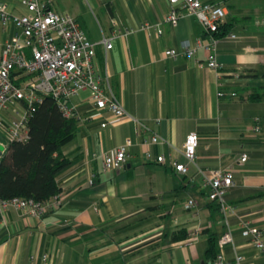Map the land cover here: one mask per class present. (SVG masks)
<instances>
[{"label": "crops", "instance_id": "1", "mask_svg": "<svg viewBox=\"0 0 264 264\" xmlns=\"http://www.w3.org/2000/svg\"><path fill=\"white\" fill-rule=\"evenodd\" d=\"M4 1L22 9L18 0ZM212 1L225 6L230 25L207 49L212 35L196 17L164 20L168 0L52 1L53 9L74 15L89 39L110 37V48L96 45L95 64L104 90L129 116L104 126L107 112L78 119L62 146L70 163L57 176L60 204L39 216L14 207L0 215V264H213L208 239L226 227L229 264H264V249L241 233V219L264 227V0ZM14 30L0 23V48ZM186 39L201 43L193 55L165 54ZM210 53L219 69L207 65ZM86 97L71 99L80 115L91 106L81 102ZM190 131L198 143L186 173L155 160L160 153L185 160L181 148ZM126 138L125 165L103 171V154ZM203 168L233 170L227 223L205 196Z\"/></svg>", "mask_w": 264, "mask_h": 264}, {"label": "built area", "instance_id": "2", "mask_svg": "<svg viewBox=\"0 0 264 264\" xmlns=\"http://www.w3.org/2000/svg\"><path fill=\"white\" fill-rule=\"evenodd\" d=\"M21 10L14 11L4 0H0V23L13 24L15 30L0 48V144L4 146L12 140H23L28 136V121L37 104L44 95L49 94L56 98L63 115L71 116L76 110L77 119H85L107 112L108 115L100 122L101 125L128 117L122 102L102 86V74L95 64L96 45L102 44L110 48L112 42L109 36L103 35L100 40L88 38L78 20L70 13H62L51 7L53 0H18ZM225 6L212 0H168V12L164 20L172 24L186 15H193L201 23L204 30L212 35L204 47L210 48L215 44L214 32L219 30L224 22ZM142 27H149L143 23ZM131 30H125L128 33ZM161 28H157V33ZM227 36L235 37L231 32ZM197 44L188 39L181 42V48L168 47L165 54L176 56L193 55ZM207 65L219 69L222 64L216 54L207 56ZM80 91H87V97L81 102L91 106L85 114H78L77 104L71 99L79 95ZM221 93V92H218ZM258 124L254 129H258ZM159 139L153 133L150 141ZM147 141V140H146ZM198 143V133L190 131L182 144L181 154L185 160H178L170 153L156 155L158 162H168L180 174L186 173L188 163L193 161ZM130 138L116 146L102 156V170H118L125 165ZM146 158H151L148 150L144 151ZM245 152L240 154L239 160L244 161ZM200 172L204 176L203 185H207L205 196L208 200L217 203L223 214L224 222L227 216L234 212L228 203L226 193L233 184V170L231 168H203ZM62 200L60 192L45 200H36L32 197L11 196L0 197V215L10 207L26 209L32 215H41L48 209L57 207ZM189 198L187 205H194ZM227 225V224H226ZM241 233L249 237L250 241L264 249V227H258L246 219H241ZM232 242L229 227L219 235L218 251L212 260L213 264H229L224 257V247ZM47 254L41 259L46 260ZM239 255L236 256L238 261Z\"/></svg>", "mask_w": 264, "mask_h": 264}, {"label": "trees", "instance_id": "3", "mask_svg": "<svg viewBox=\"0 0 264 264\" xmlns=\"http://www.w3.org/2000/svg\"><path fill=\"white\" fill-rule=\"evenodd\" d=\"M229 25L223 22L214 35L223 36ZM75 112L65 116L55 97L43 96L29 118L28 136L23 140L9 141L0 155V197L45 200L61 191L57 176L70 163L62 146L76 133L78 119ZM215 206L218 209L217 204ZM176 235L182 237L184 233ZM219 235L208 239L205 253L211 260L218 251Z\"/></svg>", "mask_w": 264, "mask_h": 264}, {"label": "rangeland", "instance_id": "4", "mask_svg": "<svg viewBox=\"0 0 264 264\" xmlns=\"http://www.w3.org/2000/svg\"><path fill=\"white\" fill-rule=\"evenodd\" d=\"M86 92H87V91H86ZM86 92H85V91H80V92H79V95L74 96V97L72 98V100H73V101H77V100H79V98L82 97L83 95H87ZM3 149H4V146L2 145L1 150H3Z\"/></svg>", "mask_w": 264, "mask_h": 264}, {"label": "water", "instance_id": "5", "mask_svg": "<svg viewBox=\"0 0 264 264\" xmlns=\"http://www.w3.org/2000/svg\"><path fill=\"white\" fill-rule=\"evenodd\" d=\"M1 147H2V145L0 144V155H1V153H2V151H1Z\"/></svg>", "mask_w": 264, "mask_h": 264}]
</instances>
